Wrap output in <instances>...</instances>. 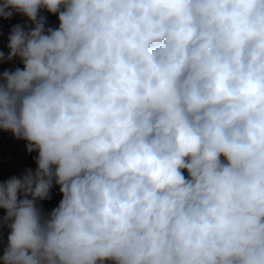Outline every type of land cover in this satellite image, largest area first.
<instances>
[{"label":"clouds","instance_id":"obj_1","mask_svg":"<svg viewBox=\"0 0 264 264\" xmlns=\"http://www.w3.org/2000/svg\"><path fill=\"white\" fill-rule=\"evenodd\" d=\"M15 15L0 129L36 167L0 182V264H264V0H0Z\"/></svg>","mask_w":264,"mask_h":264},{"label":"rangeland","instance_id":"obj_2","mask_svg":"<svg viewBox=\"0 0 264 264\" xmlns=\"http://www.w3.org/2000/svg\"><path fill=\"white\" fill-rule=\"evenodd\" d=\"M23 68L19 58L12 62L1 63L0 73L4 70H15ZM36 153H27L26 142L13 137L10 132L0 129V182H3L13 175H20L25 168L35 169L36 164L33 157ZM51 199L41 202L43 209L51 211L55 208L60 199L59 188L54 187L51 191ZM4 215V210L0 209V217ZM6 238L7 229H2Z\"/></svg>","mask_w":264,"mask_h":264},{"label":"built area","instance_id":"obj_3","mask_svg":"<svg viewBox=\"0 0 264 264\" xmlns=\"http://www.w3.org/2000/svg\"><path fill=\"white\" fill-rule=\"evenodd\" d=\"M42 14L47 17L46 27H58L59 22H58L57 16L49 14L47 12H44ZM16 23L25 24V23H27V20H26V18H24L20 15H15L11 20L0 19V51L4 52L5 55H7V53H8V48H7L8 39H7V37H8L9 31H10L12 25H14ZM1 63L2 62H0V64ZM185 175H187L186 171H185Z\"/></svg>","mask_w":264,"mask_h":264}]
</instances>
